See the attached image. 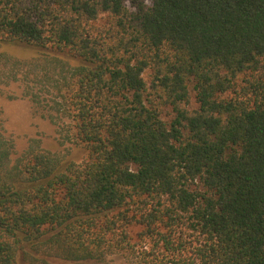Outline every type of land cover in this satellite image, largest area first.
<instances>
[{
  "label": "trees",
  "instance_id": "16d2710c",
  "mask_svg": "<svg viewBox=\"0 0 264 264\" xmlns=\"http://www.w3.org/2000/svg\"><path fill=\"white\" fill-rule=\"evenodd\" d=\"M5 44L86 158L0 121V264H264V0H0Z\"/></svg>",
  "mask_w": 264,
  "mask_h": 264
},
{
  "label": "rangeland",
  "instance_id": "374dc122",
  "mask_svg": "<svg viewBox=\"0 0 264 264\" xmlns=\"http://www.w3.org/2000/svg\"><path fill=\"white\" fill-rule=\"evenodd\" d=\"M0 51L17 61L49 59L47 55H56L50 50L17 44L2 45ZM59 58L66 60L63 55ZM38 68L29 75L25 74L26 69L12 71L9 68L0 79V121L4 135L13 144V156H19L29 144L36 142L41 148L60 156L65 163H81L86 152L80 146L65 142L61 136L63 129H58L48 119L54 113V93L40 75L36 76L42 69ZM193 102L194 99L191 101L194 107ZM109 260L111 264H121L118 257Z\"/></svg>",
  "mask_w": 264,
  "mask_h": 264
}]
</instances>
